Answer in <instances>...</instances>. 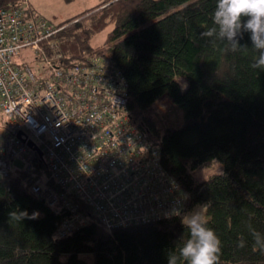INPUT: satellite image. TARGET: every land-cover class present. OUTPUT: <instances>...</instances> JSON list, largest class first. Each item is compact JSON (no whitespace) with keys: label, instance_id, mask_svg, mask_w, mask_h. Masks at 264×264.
<instances>
[{"label":"trees","instance_id":"16d2710c","mask_svg":"<svg viewBox=\"0 0 264 264\" xmlns=\"http://www.w3.org/2000/svg\"><path fill=\"white\" fill-rule=\"evenodd\" d=\"M24 1L0 0V8ZM215 8L216 0H104L59 24L65 64L103 54L123 72L129 110L158 146L185 207L112 231L84 211V224L59 238L64 217L31 191L32 174H10L0 180V264H168L172 254L186 264L178 253L189 238L182 220L199 205L221 241L217 264H264V70L251 67L258 53L248 33L235 51L219 37ZM166 95L184 114L179 126L158 106Z\"/></svg>","mask_w":264,"mask_h":264},{"label":"built area","instance_id":"2783aa9c","mask_svg":"<svg viewBox=\"0 0 264 264\" xmlns=\"http://www.w3.org/2000/svg\"><path fill=\"white\" fill-rule=\"evenodd\" d=\"M63 29L26 0L0 8V176L32 174L31 191L64 217L59 238L84 224V211L109 231L181 215L182 189L129 110L123 72L103 54L65 64Z\"/></svg>","mask_w":264,"mask_h":264},{"label":"clouds","instance_id":"9594fccd","mask_svg":"<svg viewBox=\"0 0 264 264\" xmlns=\"http://www.w3.org/2000/svg\"><path fill=\"white\" fill-rule=\"evenodd\" d=\"M213 21L218 26L219 37L226 38L233 51L248 33L252 48L258 53L253 57L251 67L264 70V0H216ZM215 32L213 28L203 35L211 37ZM206 211L207 206H204L200 211L183 216L182 223L188 229L189 238L183 242L178 253L186 264H217L219 259L221 241L214 229L207 227ZM173 214L180 215V212L177 209ZM254 236L256 244L261 245L260 235L254 233ZM168 264H178L177 255H170Z\"/></svg>","mask_w":264,"mask_h":264},{"label":"rangeland","instance_id":"374dc122","mask_svg":"<svg viewBox=\"0 0 264 264\" xmlns=\"http://www.w3.org/2000/svg\"><path fill=\"white\" fill-rule=\"evenodd\" d=\"M104 0H26V4L29 6L30 10L35 14L36 16L56 23L60 24L63 22H66L79 14L97 6ZM111 26L100 32L99 34L95 35L92 44L93 45H100L102 44L108 35V33L111 31ZM36 73H38V70L36 69ZM181 84L185 85L186 80L181 79ZM159 107H162L165 111L166 115L174 121L176 126L181 125L184 121V114L183 112L171 101V99L166 95L161 98V100L158 103ZM1 116V113H0ZM1 119L3 120L2 116ZM2 123V122H1ZM2 137V125L0 126V138ZM15 166L23 170L25 168V165L17 160L13 164V167ZM16 170V169H15ZM223 171V168H222ZM221 172V170H218L216 173ZM204 206L199 205L196 206V208L193 211H190L188 214H191L196 211H200ZM206 216V212L204 213ZM208 217L206 216V219Z\"/></svg>","mask_w":264,"mask_h":264},{"label":"water","instance_id":"95a60500","mask_svg":"<svg viewBox=\"0 0 264 264\" xmlns=\"http://www.w3.org/2000/svg\"><path fill=\"white\" fill-rule=\"evenodd\" d=\"M3 178L0 176V180H2Z\"/></svg>","mask_w":264,"mask_h":264},{"label":"bare ground","instance_id":"6f19581e","mask_svg":"<svg viewBox=\"0 0 264 264\" xmlns=\"http://www.w3.org/2000/svg\"><path fill=\"white\" fill-rule=\"evenodd\" d=\"M172 176V175H171Z\"/></svg>","mask_w":264,"mask_h":264}]
</instances>
